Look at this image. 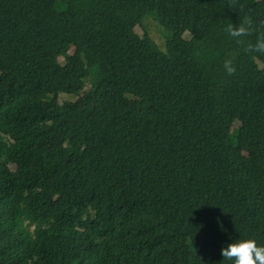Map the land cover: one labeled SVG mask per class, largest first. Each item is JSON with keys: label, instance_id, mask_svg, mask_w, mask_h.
<instances>
[{"label": "trees", "instance_id": "1", "mask_svg": "<svg viewBox=\"0 0 264 264\" xmlns=\"http://www.w3.org/2000/svg\"><path fill=\"white\" fill-rule=\"evenodd\" d=\"M227 5L0 0V264H233L227 244L264 245V55L224 31L264 22V0ZM147 17L164 49L135 31Z\"/></svg>", "mask_w": 264, "mask_h": 264}, {"label": "clouds", "instance_id": "2", "mask_svg": "<svg viewBox=\"0 0 264 264\" xmlns=\"http://www.w3.org/2000/svg\"><path fill=\"white\" fill-rule=\"evenodd\" d=\"M237 0H228V7L235 10ZM243 5L240 9L243 10ZM264 22L259 25L253 20L251 15L246 14L238 26L233 23L228 24L224 31L235 41L242 50L248 54L264 55ZM255 36V40L249 38ZM223 69L228 75H233L237 71L235 57L226 58L223 62ZM224 260L232 261L233 264H264V245H260L254 238L238 239L227 244L222 249Z\"/></svg>", "mask_w": 264, "mask_h": 264}, {"label": "rangeland", "instance_id": "3", "mask_svg": "<svg viewBox=\"0 0 264 264\" xmlns=\"http://www.w3.org/2000/svg\"><path fill=\"white\" fill-rule=\"evenodd\" d=\"M145 30L148 31V33L151 35V37L155 40V42L161 47V48H165V34L163 31V28L161 27V25L158 23V21L153 18V17H147L144 21L142 25H136L135 26V31L137 33H139L140 35H143ZM73 48L70 49L69 52L72 53ZM59 61L61 63L64 62V57L60 56L59 57ZM262 65V63H260ZM79 95H75L72 93H67V92H62L59 94V101L63 102L65 100H75L78 98ZM238 125V123L236 122L234 124V127H236ZM235 133H236V129L233 128L232 130V137L234 139L235 137Z\"/></svg>", "mask_w": 264, "mask_h": 264}]
</instances>
